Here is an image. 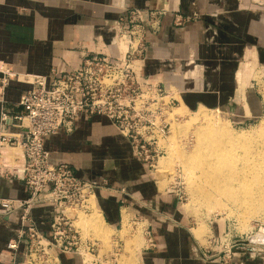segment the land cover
<instances>
[{"label": "crops", "instance_id": "0c3cea01", "mask_svg": "<svg viewBox=\"0 0 264 264\" xmlns=\"http://www.w3.org/2000/svg\"><path fill=\"white\" fill-rule=\"evenodd\" d=\"M164 4L168 11L158 32L146 30L140 75L164 83L176 105L221 109L240 123L258 117L263 101L254 85L256 77L264 82V10L248 0H0V59L21 74L0 93V109L21 110L20 94L32 86L27 73L46 75L50 82L76 68L87 52L117 54L110 41L118 18L133 7L146 11ZM177 15L186 20L177 25ZM44 147L52 163H69L78 177L98 185L96 205L106 224L121 228L124 211L145 223L153 243L140 251L142 264H264V244L253 256L240 246L228 262L196 256L194 249L204 246L176 193L161 189L153 170L107 116L84 111L72 131L45 137ZM0 195L25 197L22 179L0 178ZM53 212L47 204L33 209L41 231H49ZM17 228V215L0 216V264H9L3 254ZM24 253L21 244L19 264ZM61 259L77 264L75 255Z\"/></svg>", "mask_w": 264, "mask_h": 264}, {"label": "built area", "instance_id": "2783aa9c", "mask_svg": "<svg viewBox=\"0 0 264 264\" xmlns=\"http://www.w3.org/2000/svg\"><path fill=\"white\" fill-rule=\"evenodd\" d=\"M167 11L166 4L146 11L129 9L113 25L110 44L117 54L87 52L76 68L50 82L46 75L27 73L32 86L20 94L21 110L12 113L1 107L0 178L20 177L26 191L23 198L0 195V216L18 217L16 234L6 242L8 251L3 254L9 256V264H19L16 255L21 244L25 246L21 264H62L63 254L82 257V251L92 254L98 244V239L77 223L97 206L98 185L78 177L69 163H52L44 147L45 137L60 129L72 131L79 115L87 111L107 116L150 169L166 153L160 142L170 133L164 110L175 98L164 83L141 76L137 61L145 56L146 30L158 32ZM185 20L181 15L175 17L177 25ZM20 75L10 62L0 59V93ZM42 204L54 210L48 232L40 230L33 215V209ZM146 229L148 241L153 243ZM225 237L223 241L210 236V247L199 248V255L228 262L240 246L250 248V241L264 244V237L250 240L248 235L235 238L228 233Z\"/></svg>", "mask_w": 264, "mask_h": 264}, {"label": "rangeland", "instance_id": "374dc122", "mask_svg": "<svg viewBox=\"0 0 264 264\" xmlns=\"http://www.w3.org/2000/svg\"><path fill=\"white\" fill-rule=\"evenodd\" d=\"M248 1L254 6L264 10V0ZM255 80L257 84L254 86L260 91L263 101L262 113L258 117H255L251 122H236L223 110L212 109L209 107V109H188L182 105H176L174 103L173 105L170 104V106L164 110V118L169 122L170 133L165 139L160 140L165 147L164 150L166 149V153H164L162 157H166V159L169 158L173 150L174 153L172 154V159H174V161L170 163L165 171H161L157 168L158 160L153 169V173L155 174L156 180L161 183L162 186L158 182L161 189L168 188L179 197V208L187 215L194 237L207 249L211 245L209 241L210 236L222 237L223 241L226 239L225 233H228L235 238L248 235V239L250 240L264 237V215L245 218L240 209L232 203L225 202V200H218L219 198L213 201L214 203L211 205L212 207H207L192 201L184 179L183 168L185 169V167H182L176 157L177 148L181 147L182 149L189 151L193 150L196 144L193 132L194 129L198 127H208V124L201 120L199 109H202L203 112H218L221 119L220 124L227 132L231 133L230 135L237 137L235 138L237 141L243 142L247 139V136H251L252 134H254V137L252 138L253 140L263 136L264 132H262L261 136L256 137V132H258L262 124L264 125V82L261 83L256 78ZM168 99V96L164 98L165 101ZM185 126V131H181V128ZM236 150L238 151L237 154L242 156V151L244 150L243 144L240 143V146H237ZM262 176L264 177V173ZM260 184H264V180L261 182L258 181L253 186L258 188V185ZM184 205L187 207L185 208ZM124 212V223L121 228L114 229L105 222L106 227L104 225L101 227L102 231H98L93 227L91 222H89L88 229L90 230V234L92 237L98 239V244L92 253L93 258L91 259L90 264H142L139 255L140 251H142L144 246H147L150 243L148 241L149 235L146 233L147 226L142 220L135 219L131 212ZM78 225H81L80 220L78 221ZM218 227H224L222 233H216L214 231V228L216 229ZM140 233L145 238V241L142 243L139 242L141 237ZM253 242L250 241V248H248L249 252L255 251L259 253L260 246ZM199 253V249L197 252L194 251L196 256H198ZM75 256L77 258V264H89V262H84L83 257L80 255ZM66 264H68V262H66Z\"/></svg>", "mask_w": 264, "mask_h": 264}, {"label": "bare ground", "instance_id": "6f19581e", "mask_svg": "<svg viewBox=\"0 0 264 264\" xmlns=\"http://www.w3.org/2000/svg\"><path fill=\"white\" fill-rule=\"evenodd\" d=\"M199 110L201 120L205 121L208 127L194 129L196 144L193 150L178 147L177 153L175 152L178 161L182 167H185L183 168L184 179L192 201L212 207L213 201L219 198L218 200H225L240 209L245 218L264 215V184L258 185V188L253 186L258 181L264 180L262 176L264 173V135L261 136L264 132V125L262 124L256 132V137H261L253 140L254 134H252L247 136L245 141L240 142L235 139L237 137H233L222 127L218 112ZM185 128L186 126L182 127L181 131H185ZM239 142L244 148L242 156H239L236 150L237 146H240ZM173 153L172 150L167 159L161 156L157 168L165 171L174 161ZM79 220L81 222L79 226H82L86 233L90 231L89 222L98 231H102L101 227L104 225L106 227L97 206L89 215H83ZM140 236L139 242L142 243L145 238L141 233ZM82 252L83 261L90 264L92 254Z\"/></svg>", "mask_w": 264, "mask_h": 264}, {"label": "trees", "instance_id": "16d2710c", "mask_svg": "<svg viewBox=\"0 0 264 264\" xmlns=\"http://www.w3.org/2000/svg\"><path fill=\"white\" fill-rule=\"evenodd\" d=\"M71 257L73 256V255H70ZM71 259V258H70ZM70 259H68V260H64V263L63 264H66V262H68ZM69 263V262H68Z\"/></svg>", "mask_w": 264, "mask_h": 264}]
</instances>
